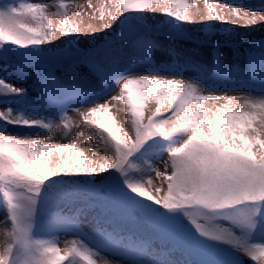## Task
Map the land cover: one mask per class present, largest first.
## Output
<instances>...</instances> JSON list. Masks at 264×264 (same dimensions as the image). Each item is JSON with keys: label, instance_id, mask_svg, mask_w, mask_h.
<instances>
[{"label": "snow or ice", "instance_id": "snow-or-ice-1", "mask_svg": "<svg viewBox=\"0 0 264 264\" xmlns=\"http://www.w3.org/2000/svg\"><path fill=\"white\" fill-rule=\"evenodd\" d=\"M205 3L206 13L189 14L192 0H104L99 16L90 14L97 24L69 26L70 15L81 17L77 5L61 3L49 14L44 3L0 0V104L9 106L0 121L14 126L0 129V199L6 209L0 264H96L93 257L105 250L124 264H245L242 257L264 264V41L249 52L245 69L227 68L220 55L209 69L176 46L189 38L184 25L197 17L233 28L264 22V3L229 2L220 13L213 0ZM153 5L172 18L166 21L167 45L145 23V13L160 10ZM99 32H105L102 44L96 43ZM89 34L91 47L75 48L73 61L64 49L41 47L60 37L75 46ZM157 49L173 63L157 65ZM66 61L72 80L56 75ZM76 61L88 66L94 82L85 86ZM28 66L37 69L34 98L6 83L23 81ZM161 72L183 78H163ZM130 86L140 93L139 106ZM117 87L109 102L79 113L97 125L95 144L91 135L85 141L89 159L72 142L77 125L67 113ZM217 91L225 95L205 94ZM151 100L169 101L167 111L158 107L145 122ZM112 101H123L128 113L119 136L98 118L110 112ZM12 105L24 114L13 115ZM40 128L66 142L53 143L59 135L42 141L35 132ZM21 129L35 138L22 139ZM65 152H77L80 160L61 155L52 166L50 154ZM163 153L169 156L165 171L154 162ZM89 214L94 224L85 233L81 220ZM61 231L78 236L63 251L57 246Z\"/></svg>", "mask_w": 264, "mask_h": 264}, {"label": "rangeland", "instance_id": "rangeland-1", "mask_svg": "<svg viewBox=\"0 0 264 264\" xmlns=\"http://www.w3.org/2000/svg\"><path fill=\"white\" fill-rule=\"evenodd\" d=\"M227 1V0H225ZM231 3H237V4H244L248 6H258L261 3H264V0H229ZM27 2L32 3H44L48 5V13L52 14L55 13L61 3L67 4V5H77L78 10L81 13V17L77 19L74 15H70L69 17V26L72 24H80L81 22L86 25L88 23L97 24L98 20L91 19L90 14H95V16H99L100 14V6L102 3H104V0H27ZM110 2V0H109ZM222 3V2H221ZM219 4V5H218ZM192 7L187 9V12L192 8L197 9H204L207 12V5L204 0H192ZM154 8H159V11L156 12H149L145 13L146 16V25L149 29L152 30V36L154 39L158 40L161 44L167 45L170 43V41L166 37L167 33V24L166 21L169 19H172L171 17H167L164 12L163 8L160 5H153ZM164 7H172L170 3H165ZM213 7L217 10L218 13H220L222 10L220 9V3H216L213 0ZM107 11V9H105ZM58 19L54 21V26L58 27ZM118 23V21H117ZM211 23L212 28L207 29L205 28V25ZM188 34L187 39H181L176 42V46L180 49L186 50V51H193V52H201L205 55L203 59L200 60V64L205 65L206 68H209L211 65H213L216 56L220 53L227 54L230 58L232 57L233 60L237 61L240 69H245L248 65V55L250 51L258 50V45L261 41H264V22H258L255 26H242L241 28L237 29L233 28L230 24H224L219 21H212V22H202V23H188L184 25ZM113 27H116L115 25ZM224 29H232L231 34H227L224 32ZM108 33H111V29L106 30ZM93 34H89L88 36L81 35L80 42L76 44L75 46L69 44L70 37H60L59 39L54 38L51 43H46L42 45L41 47L44 48H61L64 49L66 52L70 54L69 61H73L76 58L71 55L75 52V48H80L82 50H87L91 45L88 44V41L92 39ZM98 39L96 41L97 44H102L104 42L103 37L105 36V32H99L94 34ZM13 47H16L13 45ZM156 53H164L160 51L159 49L155 50ZM153 60L157 65L163 64L161 62H158L155 60L153 56ZM69 61H66L64 63L63 68L58 70L56 72V75L58 77H61L65 80H70L73 78V74L71 72L65 71L69 67ZM78 72L82 77L85 78V86H87L88 82H94L95 78L90 73L89 68L86 64L80 63L79 61H76ZM0 68H2V65H0ZM42 72V69H41ZM36 74L37 69L35 66H28L27 67V75L23 81H15L11 78L6 79V83L11 84L14 87L17 88H23L25 89L30 96L33 98L36 96L37 92L34 88V85L36 84ZM173 78L176 79V76H179V74L172 73ZM5 78V73L0 70V79ZM120 89L116 88L109 92L107 95L102 96L99 100L87 103V104H75L73 107V110H69L67 113L68 117L70 118V121L77 125V127H74L72 129L74 135L72 137V142L76 143L78 148L82 150L84 153L89 152L88 147L85 144V141L88 139V136L95 132V129L97 125L90 124L87 121L84 120L83 116H81L79 113L82 112H90L91 108L95 107L96 104H104L107 103L108 98H112V96L118 95ZM129 95L133 98L134 103H136L138 106L141 103V100L138 96H135L136 89L129 90ZM139 93V92H137ZM7 105L0 104V111H7L8 110ZM159 106L156 102H151L145 106L144 108V118L145 122L147 121V118L150 117L153 113L156 112L157 108ZM13 115H22L24 114L19 106L12 105L11 106ZM78 111H76V109ZM160 111L166 112L167 110L164 108V106L159 107ZM149 110H155L150 116L148 115ZM106 114L107 113H99L98 118L101 120V122L104 123L106 126ZM45 115H47L45 113ZM92 119H96V117H93ZM57 124H62L63 121L59 118L55 121ZM14 126L6 124L4 121H0V129L3 128H12ZM22 132L25 134L22 135V139L31 140L35 137L30 134L31 130L28 129H21ZM83 131L84 135L81 136L80 133ZM36 136H38L42 141L46 140L49 135L53 137L60 136L59 139H54L53 143H63L66 142L61 134H58L56 131L49 132L46 129H36ZM116 133V135H121V132L118 131L117 128H115V131H112ZM79 141V142H77ZM95 144V142H93ZM99 154L102 153V149H94ZM61 155L64 156L65 159L73 160L79 158V154L77 152H65L63 154L61 153H51V164L56 165L60 161ZM169 156L167 153H163L162 155L157 154L155 158V164L158 168H160L161 171H165L166 165L163 163V161H168ZM154 176V174H153ZM47 183V181H45ZM154 184L159 186V179L154 178ZM166 194V192H162L161 195ZM6 216V209L3 204L2 199H0V230H3L4 228V220ZM93 215L89 214L86 217L82 218L81 220V229L85 233H90L93 228ZM58 238V247L63 251L66 246L70 245V242L72 240L78 239L77 235L72 234L71 232L65 233L63 231L57 233ZM159 244V241L156 242ZM95 250V246H93ZM176 258H181L180 254H176ZM96 264H124V261L121 256L114 254L111 250H105V251H99L96 256L93 257ZM242 259L245 261V264H252V261L248 257H242Z\"/></svg>", "mask_w": 264, "mask_h": 264}, {"label": "bare ground", "instance_id": "bare-ground-1", "mask_svg": "<svg viewBox=\"0 0 264 264\" xmlns=\"http://www.w3.org/2000/svg\"><path fill=\"white\" fill-rule=\"evenodd\" d=\"M205 1V0H204ZM216 3H220V9L222 10V5L225 4V3H229L230 1L227 0H214ZM222 2V3H221ZM219 5V4H218ZM226 12V10H223ZM198 12H204L206 13V10L204 9H197V8H191L189 10V14H192V13H198ZM229 19H231V17H229ZM197 21L198 23H202V22H199L198 20V17H197ZM242 27V26H241ZM241 27H237V29L241 28ZM236 28V27H235ZM188 52V51H187ZM192 58V60L196 61L197 63L200 64V60L203 59L205 57V55L201 52H193V51H189L188 52ZM218 55L222 56L223 57V62L225 64V66L227 68H232L233 66H237L238 68L239 65L237 63V61L233 60L232 57L230 58L227 54L225 53H219ZM153 56L155 58L156 61L158 62H161L163 64H171L173 63L174 61V57L168 55L167 53H156L154 51L153 53ZM212 67V65L209 67V69ZM156 73H151L149 75H155ZM160 76H162L163 78H167V79H172L174 76L172 73L170 72H161L159 73ZM172 77V78H171ZM183 77L182 76H176V79H182ZM73 78H71L70 80H72ZM122 87V85L120 86ZM120 87H117L118 89H120ZM132 89H136V86H130L129 90L131 91ZM128 90V91H129ZM135 96H138L140 97V93H137L135 92L134 93ZM206 95H225V93L223 91H217V92H209V93H205ZM111 100V98H108L107 99V102H109ZM151 102H155L154 100H151ZM169 103V101L167 100H162L160 102V104H157L159 107L161 106H164V108L167 110V104ZM112 107L110 108V112L106 114V128L108 129H111L112 131H115V128L118 129L119 126L121 125H124L126 123V117L128 116V113L126 112L125 110V105L123 103V101H120L119 103H117L116 101H112ZM205 106H210V104L208 102H206V105ZM77 110V108H75ZM155 111V110H154ZM153 110H149L148 111V115L150 116L153 112ZM113 119H115L116 123H113ZM93 136V142L96 141L97 137L95 135V132L92 134ZM122 135V133H121ZM87 141V140H86ZM79 142V141H77ZM80 143V142H79ZM85 155L89 158V159H94L92 156H91V153L90 152H86ZM75 160H80V157L77 158V159H73L71 161H75ZM83 161L81 160V163ZM52 166H55V165H52ZM106 175V174H105ZM66 179L67 178H71L70 176L69 177H65ZM99 182V181H98Z\"/></svg>", "mask_w": 264, "mask_h": 264}]
</instances>
